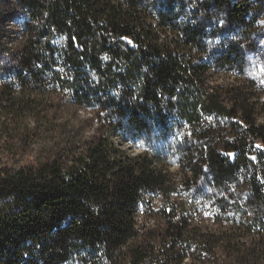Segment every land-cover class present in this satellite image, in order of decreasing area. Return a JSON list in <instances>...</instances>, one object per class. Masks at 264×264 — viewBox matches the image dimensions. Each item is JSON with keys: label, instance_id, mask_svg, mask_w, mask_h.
<instances>
[{"label": "trees", "instance_id": "trees-1", "mask_svg": "<svg viewBox=\"0 0 264 264\" xmlns=\"http://www.w3.org/2000/svg\"><path fill=\"white\" fill-rule=\"evenodd\" d=\"M16 1L0 264H264V91L245 76L264 0ZM204 186L234 228L202 231L173 200Z\"/></svg>", "mask_w": 264, "mask_h": 264}, {"label": "rangeland", "instance_id": "rangeland-1", "mask_svg": "<svg viewBox=\"0 0 264 264\" xmlns=\"http://www.w3.org/2000/svg\"><path fill=\"white\" fill-rule=\"evenodd\" d=\"M24 18V11L18 6L16 0H0V60L8 52H12L18 49L21 41V21ZM260 23L264 24V14L260 19ZM258 35L255 34L256 41L251 46L248 51V64L246 67L245 76L248 78H254L257 86H259L262 91H264V28L263 26L258 29ZM219 81L221 77L218 78ZM227 82H232V77H226ZM262 100H264V92L262 93ZM73 108V107H72ZM75 109V108H74ZM78 116L82 120L90 119V113L82 111L80 109L76 110ZM261 120L264 121V115L261 116ZM97 123H92L87 126L88 133H93ZM134 153H138L142 148L131 147ZM174 180L178 183V188L183 193V172L178 163H174L171 167ZM194 198L197 200V208H194L193 201L194 198H187L185 196L174 195L173 200H175L178 205L186 206L190 213L188 219L193 226L200 228L202 231H219L234 228V224L228 221H220L215 211H218L221 206L218 204L220 196L211 190L209 186H204L203 189L193 193ZM202 201V205H201ZM162 202L160 199L155 200V208L161 207ZM145 217L141 215L140 219L145 220ZM149 225L152 226L157 220H149ZM240 226H237V229ZM236 229V228H235ZM243 230V229H242ZM256 234H249L247 239L252 240ZM185 264H209L208 262H200L198 260L193 261L192 259H186Z\"/></svg>", "mask_w": 264, "mask_h": 264}, {"label": "snow or ice", "instance_id": "snow-or-ice-1", "mask_svg": "<svg viewBox=\"0 0 264 264\" xmlns=\"http://www.w3.org/2000/svg\"><path fill=\"white\" fill-rule=\"evenodd\" d=\"M129 43H131V42L129 41Z\"/></svg>", "mask_w": 264, "mask_h": 264}]
</instances>
